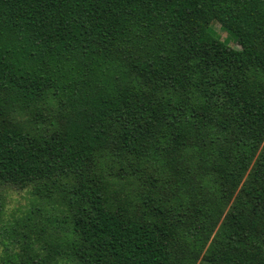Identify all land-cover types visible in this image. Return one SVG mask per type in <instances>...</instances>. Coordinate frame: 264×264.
<instances>
[{
    "label": "trees",
    "instance_id": "obj_1",
    "mask_svg": "<svg viewBox=\"0 0 264 264\" xmlns=\"http://www.w3.org/2000/svg\"><path fill=\"white\" fill-rule=\"evenodd\" d=\"M0 186L1 264H264V0H0Z\"/></svg>",
    "mask_w": 264,
    "mask_h": 264
},
{
    "label": "rangeland",
    "instance_id": "obj_2",
    "mask_svg": "<svg viewBox=\"0 0 264 264\" xmlns=\"http://www.w3.org/2000/svg\"><path fill=\"white\" fill-rule=\"evenodd\" d=\"M212 27L221 39L226 40L229 45L239 48L238 43L234 40L235 37L228 30H223L219 23H213ZM0 195H2L5 200L4 215L1 224L6 227H8L9 224H13L15 220L26 217V215L37 206L43 208L46 205L43 200L35 197L30 189H15L0 186ZM1 235L0 228V255L3 251L2 241L5 240L4 236ZM201 264L208 263L202 262Z\"/></svg>",
    "mask_w": 264,
    "mask_h": 264
}]
</instances>
